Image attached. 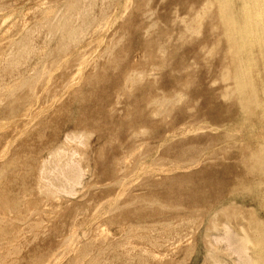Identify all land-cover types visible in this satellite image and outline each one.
<instances>
[{"label":"rangeland","instance_id":"1","mask_svg":"<svg viewBox=\"0 0 264 264\" xmlns=\"http://www.w3.org/2000/svg\"><path fill=\"white\" fill-rule=\"evenodd\" d=\"M207 2L0 0V264H264V52Z\"/></svg>","mask_w":264,"mask_h":264},{"label":"bare ground","instance_id":"2","mask_svg":"<svg viewBox=\"0 0 264 264\" xmlns=\"http://www.w3.org/2000/svg\"><path fill=\"white\" fill-rule=\"evenodd\" d=\"M236 2L239 5L238 18L233 13ZM212 3L216 9L215 13L218 19V27L221 28V35L225 36L228 45L235 46L237 49L254 45L264 52V0H212V2H207L209 7L212 6ZM250 61L251 59L248 58L247 65L244 64L243 66L242 63H239L241 70H246L245 66L248 67ZM219 80L221 81V79ZM249 112L251 111L249 110ZM240 117L242 118V116Z\"/></svg>","mask_w":264,"mask_h":264}]
</instances>
